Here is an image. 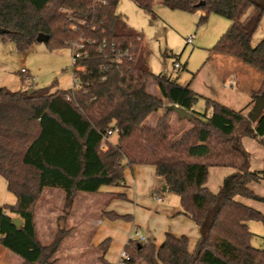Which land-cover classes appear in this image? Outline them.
<instances>
[{
  "label": "trees",
  "instance_id": "trees-1",
  "mask_svg": "<svg viewBox=\"0 0 264 264\" xmlns=\"http://www.w3.org/2000/svg\"><path fill=\"white\" fill-rule=\"evenodd\" d=\"M152 13L156 3L173 10L202 11L200 22L211 14L231 20L228 30L210 55L230 56L263 75L264 39H252L264 16V0H133ZM119 0H0V37L14 41L20 51L40 42L49 50L82 43L72 64L76 88L52 91L30 85L18 90L0 89V175L16 196L0 204V244L17 254L24 264H55L54 255L67 236L60 230L51 245L42 244L35 210L46 187L65 192L64 215L69 216L80 192L97 193L103 186H119L135 165H151L167 190L180 198V214L199 228L193 250L186 235L167 233L159 246L131 239L122 264H264V248L252 244L249 222L264 214L237 200V196L264 201L249 183L261 179L249 168L250 154L241 138L264 142V110L252 122L211 98H205L210 117L195 110L202 97L190 83L151 71L145 62L144 35L118 10ZM155 85L161 96L149 91ZM170 104L193 112L191 126L180 137L172 135L167 110ZM164 109L155 126L149 116ZM202 115H206V112ZM118 129L117 140L101 148L103 136ZM211 167H231L238 172L230 188L218 193L207 186ZM110 219L126 218L106 212ZM16 218H19L17 220ZM110 240L101 243L104 252ZM8 264L19 259L5 251ZM101 260L105 263L104 256Z\"/></svg>",
  "mask_w": 264,
  "mask_h": 264
},
{
  "label": "rangeland",
  "instance_id": "rangeland-1",
  "mask_svg": "<svg viewBox=\"0 0 264 264\" xmlns=\"http://www.w3.org/2000/svg\"><path fill=\"white\" fill-rule=\"evenodd\" d=\"M262 3L264 4V1ZM118 10L128 17L130 25L143 33L147 44L144 47L147 55L145 54L143 59L145 58V62L147 60L149 68L156 74L170 76L181 84L191 82V85L194 84L199 89L209 91H211V84L209 89L206 86L208 77L211 75V68H249L260 77H263L259 71L236 58L216 54L209 57L211 49L231 25V20L225 16L211 14L206 22H200L202 14L198 11L173 10L166 6H156V14H153L143 11L133 0H119ZM190 36H193L192 42H188ZM263 39L264 16L253 36L252 45L257 46ZM218 57L222 58V61L219 62V59H216ZM22 68L28 70L27 73L22 72ZM59 68H61L60 77L55 74V71ZM72 71L71 47L52 51L48 49L46 42L43 40L34 43L28 50L22 52L17 48L14 41L0 37V81L11 90L22 87V80L25 82L23 87H28L30 84L38 87H49L56 85L60 79L63 85L70 87L72 84ZM149 91L154 95L161 96L160 91L154 84L149 86ZM195 110L203 118L210 117L212 114L211 108L206 106L204 97L198 100ZM164 112L165 110L162 109L152 113L145 123L148 125L154 124L155 126ZM205 112L207 116L202 115ZM169 121L172 125V135L175 138L180 137L191 126L189 120L179 118L175 112L169 115ZM111 139L113 142L116 141L117 135L114 134ZM232 170L230 167H211L207 186L215 193H218L222 187H232L234 183L233 176L236 174H233ZM137 177L138 184L141 183L142 185L144 181L146 186L154 178L152 173L150 175L145 174L142 180L139 176ZM57 190L63 192L64 199L65 192L63 189L46 187L44 197L37 209L39 212L36 224L37 232L38 236L40 235L39 238L42 244L46 246L52 244L58 231L62 229L67 231V236L73 233L72 227L70 228L66 224L69 216L64 215V203L62 205V196L60 191ZM102 192H107L105 197L100 195ZM90 194L98 196H91ZM83 195L90 197L81 198L78 204L81 205L86 202L92 216L98 218L104 216V220L96 225L97 228H95L92 237L95 243L110 240V248L106 257L113 264H117L124 247L130 241L129 233H132L133 240H139V237L144 236L148 242L160 244L163 240H161L159 233L163 231L165 235L166 229L170 227L168 221L174 222L177 218V216L169 217L167 215L168 206H171L172 209L181 207L179 196L170 190L163 191L162 187L157 188V192L153 189L148 194L143 193L140 188L137 200L134 176L130 170L125 172V181L122 185L103 186L98 193L83 192ZM240 198L242 199L243 196H237V199ZM15 201L16 196L8 191L6 180L0 176V204L6 205ZM47 203L51 206V213L53 214L48 219L44 211L47 210ZM156 204L159 208L156 207ZM100 209L113 210L121 216H126V218L110 219L106 216V212H100ZM56 220L58 229L53 232L54 227L51 224ZM190 222L194 224L192 220ZM133 223H135L134 229L131 227ZM43 224H48L49 229L45 226L43 228ZM249 225L254 232L252 244L257 248H264V224L261 221L252 220ZM136 232H138V236H136ZM88 234L90 237L91 234ZM187 234L191 236L193 232L190 231ZM100 249L103 248L100 247ZM87 253L90 260L94 251L88 248ZM56 254L53 258L56 259L55 264H58L59 258L56 257ZM12 255L20 258L16 254ZM20 260L22 259H19V263ZM63 264H66V262Z\"/></svg>",
  "mask_w": 264,
  "mask_h": 264
},
{
  "label": "crops",
  "instance_id": "crops-1",
  "mask_svg": "<svg viewBox=\"0 0 264 264\" xmlns=\"http://www.w3.org/2000/svg\"><path fill=\"white\" fill-rule=\"evenodd\" d=\"M156 6H164L160 3L155 5L154 11L152 12L153 14L155 13ZM200 14H203L202 11H198ZM122 13V12H121ZM128 19V17H127ZM129 22V21H128ZM132 26V25H131ZM145 40V39H144ZM219 40V39H218ZM60 54V51L58 52ZM210 57V56H209ZM219 59L218 61H222V58H216ZM149 66V65H148ZM25 69V68H22ZM28 70H26L27 73ZM56 75L60 77L61 75V68L57 69L55 71ZM195 75V74H194ZM1 79V78H0ZM262 80L263 77H260L256 72H253L249 68H211V75H209L208 80H207V86L206 88L209 89V85L211 84V91L209 90H204V89H199L196 85H191V88L200 94L204 98H211L225 106H228L229 108L236 110V111H241L243 114L246 116L248 113L253 109L255 105V100L253 99L252 92L253 91H258L260 90L262 86ZM58 83L56 85H53L52 91L56 90H67L70 88L74 87V76H73V71H72V84L70 87L63 85L62 80H58ZM22 84L24 85L25 82L22 80ZM22 85V87H23ZM31 85V84H30ZM34 85V84H32ZM35 87H38L37 85H34ZM2 87H7L5 86L2 81H0V89ZM20 87V88H22ZM17 88L16 90L20 89ZM151 126H154L152 124ZM264 140V136H263ZM112 142V139H110ZM241 144L243 147L249 152L250 154V161H249V168L252 171H257L260 172L261 179L258 181H252L249 183V187L253 192H255L259 197L264 198V142H261L259 138L255 137H250V136H244L241 138ZM151 165H135L132 168H128L126 172L130 170L134 176V181H135V196L138 200L139 198V189H142L143 193H149L153 189L155 192H157V188L162 187L163 183L160 181V178L156 176L155 173V168L151 166L152 168H146ZM228 168V167H226ZM231 168V167H230ZM232 173H237L238 171L232 168ZM153 174L154 178H152V182L148 183L146 186V183L143 181V184L141 185L138 184V177L139 176L142 180L144 178L145 174ZM1 176V175H0ZM7 182V181H6ZM46 189V188H45ZM45 189L43 191V194L41 198L38 200L37 205H36V212H35V218H36V224H37V219L39 217V212H38V207L40 201L44 197ZM54 190V189H53ZM56 190V189H55ZM102 188L100 189V191ZM60 191L61 196H62V205L65 200V196L63 199V192ZM99 191V192H100ZM164 191V190H163ZM141 192V190H140ZM98 193V192H97ZM107 192H102L103 197H105ZM153 194V193H152ZM91 196H98L94 194H90ZM89 198L90 196L83 195V192H80L77 199L75 200L72 213L69 215V217L66 220V224L71 228L73 233L63 241L61 247L59 248L56 257L59 258L58 264H63L66 262V264H113L107 259V253L110 248L106 252H104L101 247V243H95L93 242V237L92 234L95 232L96 225L104 220V216L101 218L94 217L92 216L91 212L88 209V203H83V204H78L79 200L81 198ZM237 199V197H236ZM241 199V198H240ZM237 199L259 211H261L264 214V201L257 200V199H251L247 197H243L241 200ZM47 210H44L47 216V219L53 215L51 213V206L49 203H47ZM156 207L159 208V206L156 204ZM168 216H177L176 220L174 222L168 221V224H170V227L166 229L165 235L162 232L159 233V236L161 240H165L166 234L167 233H172L175 234L176 236H182L186 235L190 239V248L194 247L195 242L200 237V230L198 226L194 223L191 224V219L183 214H180L182 207H174L172 209L171 206H168ZM164 208V207H163ZM105 211V209H100V212ZM105 212H115L113 210L105 211ZM116 213V212H115ZM90 214V215H89ZM57 215V214H56ZM59 215V214H58ZM109 218V217H108ZM89 225H91L89 227ZM134 225V226H133ZM131 227H135V223H133ZM49 229L48 224H43V228L45 227ZM51 226L54 227L53 232L57 231L58 229V222L57 220L51 224ZM167 228V227H166ZM132 230V229H131ZM38 231V230H37ZM190 231L193 232L191 236H189L187 233ZM131 232V231H130ZM88 233L91 234L89 237ZM75 235V236H73ZM132 233H129V240L130 236ZM40 236V235H39ZM163 241L160 243L162 244ZM125 242V241H124ZM129 242V241H128ZM157 244L156 245H160ZM127 245V244H126ZM91 248L94 251V254L91 255V259L89 260V255L87 253V249ZM97 249V250H96ZM5 251H8L9 253L15 254L3 245L0 244V253H4ZM17 255V254H16ZM104 256L105 263L101 260V257ZM20 257V256H19ZM21 258V257H20ZM18 258V259H20ZM19 264H23L24 260L21 258ZM0 263L3 264H8L6 260L1 258L0 256Z\"/></svg>",
  "mask_w": 264,
  "mask_h": 264
},
{
  "label": "water",
  "instance_id": "water-1",
  "mask_svg": "<svg viewBox=\"0 0 264 264\" xmlns=\"http://www.w3.org/2000/svg\"><path fill=\"white\" fill-rule=\"evenodd\" d=\"M3 32V30L0 28V34ZM46 38L45 35L41 34L39 36V41H43ZM167 110H170L172 112H175L179 118L181 119H187V120H191L193 117V112L190 110H187L179 105L176 104H170L166 106ZM264 110V90L261 94H259L256 97L255 100V105L253 107V109L248 113L247 117L252 121L255 122L262 114ZM164 191L167 190V186H164ZM17 220H19V218H16Z\"/></svg>",
  "mask_w": 264,
  "mask_h": 264
},
{
  "label": "built area",
  "instance_id": "built-area-1",
  "mask_svg": "<svg viewBox=\"0 0 264 264\" xmlns=\"http://www.w3.org/2000/svg\"><path fill=\"white\" fill-rule=\"evenodd\" d=\"M193 40V36H190L188 38V42H192ZM72 48V64L74 63L75 59L77 57L80 56V49L84 48V45L82 43H75L71 46ZM178 66V65H177ZM22 72H26L25 69H22ZM74 88H76L75 86V83H74ZM118 132V129L115 128V129H111V130H108V132L103 136V139H102V145H101V148L103 150H106L107 147H108V143L111 139V137L116 134ZM136 236H138V232H136ZM132 239V235L130 236V240ZM139 240L141 242H148L147 239L144 237V236H141L139 237ZM129 259V255L128 253L124 250L121 255H120V258L117 262V264H122L125 260H128Z\"/></svg>",
  "mask_w": 264,
  "mask_h": 264
}]
</instances>
